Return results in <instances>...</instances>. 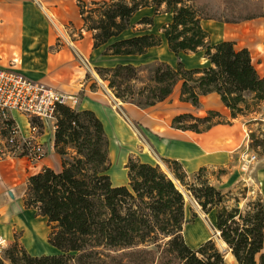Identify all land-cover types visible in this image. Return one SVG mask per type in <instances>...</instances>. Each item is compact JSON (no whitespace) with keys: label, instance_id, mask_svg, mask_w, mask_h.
<instances>
[{"label":"trees","instance_id":"16d2710c","mask_svg":"<svg viewBox=\"0 0 264 264\" xmlns=\"http://www.w3.org/2000/svg\"><path fill=\"white\" fill-rule=\"evenodd\" d=\"M194 1L102 0L88 5L79 0L84 29L93 34L95 48L130 30L131 20L144 8L158 11L165 6L173 14L163 35L178 58L176 66L164 61L119 64L98 68V74L117 99L142 109L166 101L181 87V100L196 108L201 97L215 93L233 119L259 113L256 108L264 103V77L251 52L237 48L233 41L212 44L202 22L216 19L198 9ZM258 17H264V9L258 15L235 14L225 22ZM139 24L154 25L150 18ZM162 44V36L142 34L119 39L105 55L143 56ZM200 52L206 64L198 68H187L180 58L182 53ZM138 83L143 85L137 87ZM221 124L226 120L218 111H209L205 117L182 114L172 122L175 129L198 134ZM54 146L62 157V170L44 168L29 177L24 204L47 219L49 242L61 254L33 256L16 242L0 247V264H227L213 240L197 249L187 244L183 191L204 213L215 214L217 231L238 264H264L263 199L250 204L249 211L240 199L229 205L231 194L213 185L208 168L190 175L179 161L164 159L168 174L160 165L130 158L126 166L129 184L114 186L110 141L102 121L92 111L63 106L57 112Z\"/></svg>","mask_w":264,"mask_h":264},{"label":"crops","instance_id":"0c3cea01","mask_svg":"<svg viewBox=\"0 0 264 264\" xmlns=\"http://www.w3.org/2000/svg\"><path fill=\"white\" fill-rule=\"evenodd\" d=\"M40 1L43 8L49 11V13H51L60 24L73 25L75 28L83 30V32L86 33V36H88L86 38L88 46H90V64L92 66H115L114 58L119 56L98 57V54H102V49L94 48L93 34L84 29V21L78 12L79 8L77 4L79 0H75L77 4L75 5L76 7L74 11L72 10V7L68 8L67 6L71 0ZM69 4L72 6V3ZM144 9L149 10L152 9V7ZM68 10H70V12ZM152 17H154L155 24L151 27L149 26L147 30L144 29L140 34L161 35L163 38V44L160 47L151 48L148 53L143 56H131L126 58H135L137 60L143 59L144 63L164 61L173 65L172 61L168 60V58H163L159 53L161 48L164 49L163 51L169 50L167 41L163 35V27L172 21L173 14L165 12V17L164 15H154ZM262 20L263 22H259V20L253 21L251 24L247 25L246 28L237 27L236 25H217L218 23L207 20H204L202 25L211 35L212 44H217L222 41H234L231 38L238 39L240 36L245 37L246 39L249 38L250 43L245 45L236 44V47L239 49H248L251 52L253 63L258 73L261 77H264V18H262ZM11 21V17L5 16L0 12V22H4L5 31L9 33L12 31L19 32L14 37H11V35L7 36L8 41L11 40V43L19 48L21 47L18 45L26 46L30 43H34L36 46L44 48L56 43L59 38V35L55 33L54 27L48 22L47 18L44 19L45 23L19 24L17 26H12L10 24ZM13 27L15 29H13ZM241 32L242 34L240 35ZM11 34H13V32ZM122 35L116 40L121 39ZM65 53L66 48L63 47V49L55 55L50 54V57L46 58L43 62L40 61L39 63L36 61V65H40L39 72L34 71L33 73H30V71L25 68L20 69L18 67L19 59H15V61L9 63V66L6 64L4 66L0 65V67H14L34 81L44 83L59 91L70 94H79L82 99L79 110H89L94 112L104 125L105 132L110 141V154L112 160L113 154L116 155L118 139L124 138L127 139L128 143L136 144L134 134L124 127L123 114H127L131 117V120H135L142 124V129L145 134V136H143L147 143L146 145L151 147L157 157L179 161L188 174H194L203 167L225 166L232 161L231 155L234 151L232 149L233 141H231V139H237L240 137L241 134L239 128L241 123L238 124L237 122L232 125H217L208 132L201 134L178 130L172 126V122L176 116L190 114L191 112L196 116H201L207 114L209 111H218L222 115L228 117L230 113L224 106L219 95L213 93L201 97V108L197 109L191 103L181 100V87H177L172 96L166 101L146 109H141L133 104L118 101L113 92L109 89L108 83L101 80L99 77H96L94 73L92 75V80H85L87 71H85L83 67L79 69H83L84 72L79 73L82 76L76 81V88H72L71 83L68 80L64 81L66 83L60 81V79H63L66 75L67 71L75 70L72 65L75 66L78 62L75 61L76 59H71V57L65 59ZM170 54L177 59L175 54L172 52H170ZM184 55L188 56L187 54L182 53L180 58ZM194 55L197 56V54ZM133 59H129L122 63H132V61L134 62ZM203 61H205L204 58ZM201 66V62L196 61L190 64L188 68H198ZM81 92H83L84 98L80 94ZM42 140L48 143L50 151L48 156L38 163L33 165L24 157H20L16 160L7 159L0 162V187L8 188L10 186H16L14 185V180L19 174H26L28 181L29 177L38 174L44 168H51L56 172L62 170V157L55 150L54 134L46 133L45 135H42ZM117 150L120 151L119 149ZM128 160L127 157V162ZM124 162H126V158H124ZM142 162L152 165L157 164L155 163L153 156L149 154L146 155V160H142ZM113 165L114 164H112L110 170L113 185H128V169L126 166L122 175L117 177L115 173H112L113 168H115V165ZM256 176L261 186V194L264 202V161L262 167L257 171ZM262 254L264 255V249Z\"/></svg>","mask_w":264,"mask_h":264},{"label":"rangeland","instance_id":"374dc122","mask_svg":"<svg viewBox=\"0 0 264 264\" xmlns=\"http://www.w3.org/2000/svg\"><path fill=\"white\" fill-rule=\"evenodd\" d=\"M84 1L90 5L93 0ZM69 3H72V6ZM69 3L67 4L68 8L72 7V10L74 11L76 7L75 5L77 4L76 1L71 0ZM194 4L202 12L207 13L212 18L216 19H210L207 21L218 23L217 25H236L237 27L246 28L247 25L251 24L253 21L259 20V22H263L262 18H264L258 17L239 23L225 22L227 19H231L235 14L239 15L243 13L244 15H258L262 13L264 9V0H196L194 1ZM242 4H246V6L243 7ZM68 11L70 12V10ZM0 12L5 16L12 18L10 23L12 26H17L19 24L42 23L44 22V19L47 18L48 22L54 27L55 33L59 35L56 43L48 45L44 48L38 47L34 43H30L26 46L18 45L21 47L19 48L15 44H12L11 40L8 41L7 37L8 35L14 37L19 32L12 31L13 34H11L12 32H6L4 22H0V65L4 66L8 64L7 66H9V63L15 61V59H19L18 67L20 69L25 68L30 71V73H33L34 71L39 72L40 65L37 66L36 61L39 63L40 61L43 62L46 58L50 57V54L55 55L64 47L66 48L65 59L71 57V59H76L75 61H78L75 66L72 65L75 70L67 71L63 79H60L63 83H66L64 82L65 80L70 81L72 88L77 87L76 81L82 76L79 73L84 72V70L87 71L85 80L90 81V79L92 80L93 73L96 77L103 80L97 72L98 68H112L92 66L90 64V46H88L86 39L88 36H86V33H84L83 30L75 28L73 25L60 24L54 16L49 13V11L43 8L40 0H0ZM78 12L80 13L79 9ZM165 12V6L160 8L158 11H156L155 7H152V9H144L138 12L131 20V29L124 33L121 39L141 35L140 33L144 29L147 30L149 27L140 25L139 23L141 20L150 18L153 20V24H155L154 17L152 16L164 15L165 17ZM13 29L15 28L13 27ZM241 34L242 32L240 35ZM231 39L234 40L233 42L237 45L250 43L249 38L246 39L241 36L238 39ZM117 41L118 40L116 39H112L107 45L99 47L102 49V54H98V57L100 58L106 56L105 53L108 47ZM163 50L164 49L161 48L159 51L161 56L163 58H168V60L172 61L173 66H176L178 58L176 59L172 54H170L169 50ZM203 58L204 52H200L197 56L194 54H188V56L184 55L181 60H184V63L188 68L190 64L196 61L201 62L202 66L205 65L206 62L203 61ZM129 59L126 57H115V66L119 64H130L131 62L122 63ZM133 60L134 62L132 61L131 64H135L137 66L149 64L144 63L143 59L137 60L134 58ZM82 67L84 70H79ZM147 75L148 74L144 72V76L147 77ZM142 85V83L136 84L137 87ZM117 100L123 102L120 99ZM200 108L201 107L197 109ZM256 109L259 113H253L250 116H240L237 119L232 118L229 109L228 111L230 115L228 117L223 115L226 120V125H232L237 122L238 124H242H240L239 128L241 135L237 139H231V141H233L232 149L234 153L231 155L232 161L230 160L231 162L229 164L225 166L208 167V176L213 185L223 190L225 193L231 194L232 199L229 205H233L235 199H240L242 207L246 211H249L250 204L263 199L261 186L256 174L262 167L264 161V103L260 104ZM190 114L193 113L191 112ZM207 114L197 117H205ZM126 115L123 114L124 127L129 129L134 134L136 144H130L127 142V139L124 138L118 139L117 149L120 151L116 149V155L113 154V160L110 154L111 162L115 165L112 173H115L117 177L122 175L125 166H127L129 162V160L127 162V157L128 159L133 158L142 162V160H146V155L149 154L153 156L155 163H157L156 165H160L162 169L169 174L164 158L161 159V157H157L151 147L146 145L147 143L144 139L145 134L142 129V124L136 122L135 120H131V117ZM16 118L22 127L26 126L25 118L19 114L16 115ZM248 146L258 157V160L251 165H246L243 160H241V153L243 149ZM18 158L16 157L13 160ZM124 158H126V162H124ZM31 171L34 172L33 170ZM26 184V174H19L14 180V185L16 186H10L8 188L0 187V247L7 248L16 242H19L33 256L59 255L61 254V251L56 249L49 242L51 229L48 225L47 219L38 215L36 210L27 209L24 204ZM10 193H12L14 197H12ZM183 194L186 198V219L188 221L185 227L193 228L197 226L198 222H200L202 224V228L206 232V238L198 244L193 243L186 237V235H184L187 244L190 247L197 249L203 243L213 240L225 255L224 249L221 247V244L214 235V233L217 234L216 225H213V223L209 225V222H212L215 218V214L207 215L202 211L192 196H190L186 191H183ZM225 249L230 251L228 247Z\"/></svg>","mask_w":264,"mask_h":264},{"label":"built area","instance_id":"2783aa9c","mask_svg":"<svg viewBox=\"0 0 264 264\" xmlns=\"http://www.w3.org/2000/svg\"><path fill=\"white\" fill-rule=\"evenodd\" d=\"M81 102L79 94L34 81L14 67H0V162L24 157L34 165L45 159L50 149L42 135H55L58 108L79 110ZM17 114L25 118V127ZM241 160L251 165L258 157L248 146Z\"/></svg>","mask_w":264,"mask_h":264},{"label":"bare ground","instance_id":"6f19581e","mask_svg":"<svg viewBox=\"0 0 264 264\" xmlns=\"http://www.w3.org/2000/svg\"><path fill=\"white\" fill-rule=\"evenodd\" d=\"M176 183L178 184L177 181H176ZM212 223H213V225H216L215 218L212 220V222H209V225ZM184 235H186V237L189 238L195 244L200 243L202 240H204L206 238V232L202 228V224L200 222L197 223L196 227H193V228L192 227H187V228L185 227ZM214 235L218 239L217 234L214 233ZM218 241L221 244V247L223 249H225L227 247L223 241H220V240H218ZM225 260H226L227 264H238L236 258L234 257V255L230 251H228L227 254H225Z\"/></svg>","mask_w":264,"mask_h":264},{"label":"water","instance_id":"95a60500","mask_svg":"<svg viewBox=\"0 0 264 264\" xmlns=\"http://www.w3.org/2000/svg\"><path fill=\"white\" fill-rule=\"evenodd\" d=\"M182 191H183V189H182ZM10 194H11L12 197H14L12 193H10ZM217 236H218V240L222 241V239L220 237V233L218 231H217ZM227 252H228V250L227 249H224V253L227 254Z\"/></svg>","mask_w":264,"mask_h":264}]
</instances>
